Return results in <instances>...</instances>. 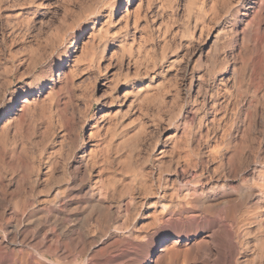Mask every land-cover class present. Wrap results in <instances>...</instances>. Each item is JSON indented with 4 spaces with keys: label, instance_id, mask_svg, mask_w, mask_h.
Segmentation results:
<instances>
[{
    "label": "rangeland",
    "instance_id": "rangeland-1",
    "mask_svg": "<svg viewBox=\"0 0 264 264\" xmlns=\"http://www.w3.org/2000/svg\"><path fill=\"white\" fill-rule=\"evenodd\" d=\"M113 1L0 0V124L3 125L7 120L4 114L12 107H18L26 97L44 101H40V106L43 109L48 106L43 113H47V115L37 120V123L34 122V128L31 126L29 133L27 132L29 136L25 135L29 156L32 157L36 154L42 144L38 142V139L41 138L44 139L42 141L47 142L44 143L48 145V149L61 146L60 151L62 150L61 153L63 152L62 155L65 158L74 157V162L69 166L68 179L70 180L68 182L65 179L66 182L63 181L62 185L69 184L67 186L71 192L69 195L72 196L76 208L70 214L64 213L62 210L61 216H63L60 218L62 223L67 224L76 232V237L74 236L73 239H87L88 248L95 244L89 248L92 254L108 247L111 242L116 240L121 242L116 245H120V247L109 246L110 248H108L112 256L118 253L119 248L122 247L119 252L122 255L120 262L125 261L126 258L128 260L125 263L134 264L135 262L136 264L139 251L132 249L133 245H129L132 243V239L124 235L127 232L135 231L134 236L146 232L151 237L155 235L152 237L156 239L155 242L163 244L164 249L168 248L162 253L164 258L168 257L166 260L163 258L164 264L168 262L173 264L174 261L175 264H264V216L260 219L261 221L254 217L260 212H257V205L260 206V209L263 208L261 211L264 215V16L261 19L256 18L258 5L254 4L260 0H116L118 5L115 11L110 13ZM193 3H195L193 12L189 13V6ZM198 10H200V15H197ZM18 13L21 14L18 15ZM137 13L140 14L141 19L137 24H134L133 21ZM97 30L100 31L102 37L104 36L100 40L96 35ZM121 44L125 47L123 48ZM38 92L40 95H37ZM146 92L148 94L144 95ZM47 99L54 100L49 102ZM41 103H44L43 106ZM48 103L52 104L49 106ZM66 116L67 118H65ZM47 119L49 121L44 124ZM63 119L65 121L62 123ZM117 120L120 121L117 122ZM46 124L53 128L48 125L46 127ZM55 124L59 128L55 127ZM117 124L120 128L117 127ZM42 125L43 127H41ZM108 125L111 126L108 127ZM99 126L101 128H98ZM137 128L141 136H139ZM94 129L97 130V135H95ZM56 130L57 132H54ZM92 130H94V134ZM134 130L139 137L138 140ZM36 131L40 132L39 135ZM48 131L51 132L47 135ZM125 131H128V134L124 133ZM129 134H132L133 137L131 138ZM61 135L64 136V139ZM89 135L91 138L88 137ZM30 136L31 138H29ZM44 136L46 140L49 136L48 140H53V143L51 141L48 143L49 141H46ZM68 136L70 137L68 138ZM124 137L128 139V142ZM70 138L71 141L68 140ZM98 140H102L101 142L105 140L109 147L111 144L110 150L108 148L110 159L104 164L98 160L96 168L93 166L87 169L89 167L84 163L83 152H89L96 142H100ZM118 141L122 143L119 144ZM114 143L118 145L115 144L117 146L115 148ZM123 143L125 144L123 145ZM77 144H79V149H76ZM119 145L122 146L119 147ZM133 146L135 149H132ZM136 146L138 147L136 148ZM74 147L75 149H73ZM122 147H126V152ZM128 148L132 151H129ZM136 149L139 152H136ZM120 150L122 152L119 155ZM134 150L136 151L134 152ZM124 152L127 155L131 152L130 162ZM131 155L139 157L135 158ZM118 160L121 163L116 162ZM122 161L129 165L125 167L126 163L124 164ZM155 163L159 164L157 167L162 164L167 168L161 165L160 171L154 166ZM59 166L54 173L56 177L63 176L62 167L64 165L61 163ZM182 167L183 169H180ZM99 169L100 171L102 169V174L98 171ZM130 169L138 172L133 175L132 171L129 172ZM185 169L187 172L183 173L182 170ZM156 172L159 173V177ZM142 173L143 175H141ZM130 177L132 178L130 179ZM100 178L104 181H101ZM113 178L115 179L113 180ZM137 178L141 179L135 180ZM17 180L18 176H14L12 179L5 180L7 184L4 181V185L7 187H5L4 201L0 206V210H2L0 211L2 215L0 216V228L3 229L0 230V236L2 235L0 237V264L4 262L6 264L72 263V256L68 253L73 247L72 242L62 239L59 228L49 227V224L46 225V223L39 224L36 228L38 223L35 221L23 222L20 213L17 212L16 207H13L14 204V206L20 205V200H24L30 208L37 209L40 206L38 200L42 198V195L38 194V191L42 190L41 182L38 185L35 184L34 174L30 172L21 184V190H18L20 194L22 193L19 195L16 190ZM129 181L130 185L132 184L131 189L128 186ZM161 181L167 183L166 196L162 200L156 197L158 190L160 191ZM171 181L172 183H170ZM97 184L102 186H97ZM172 184L173 186H171ZM32 186L34 190H31ZM88 186L94 189L88 188ZM100 187H102L100 189L102 193L99 192V194L97 191ZM143 188L145 190L140 191ZM11 189L15 190L17 194ZM93 191L94 194L98 193L101 197L97 194L99 199H96L97 195L92 194ZM144 191L147 192V196ZM148 191L153 193L151 192L150 195ZM184 192H187L186 196ZM26 193L29 196H26ZM154 193L156 196H153ZM18 195L23 197L19 198ZM73 195L77 196L74 198ZM184 196H188V198L185 199ZM86 197L90 198L86 199ZM103 197L105 198L103 199ZM135 200H138V204ZM8 201L15 203L12 205ZM86 201L88 203L100 201L102 207L103 205L108 206L105 209V212L109 210L107 215L104 214V211L102 213L97 209L98 211L95 210L91 218H86L88 221L83 218L84 223L81 218L85 215L82 208L89 205ZM159 203L174 204L173 206L167 204L165 210L159 206ZM30 204L34 206H30ZM81 204L83 206L85 204V206L82 207ZM174 205L177 207L174 208ZM160 209L161 211H159ZM14 212L16 213L13 214ZM96 213L98 215H94ZM152 213L157 215L152 216ZM104 215H109L108 219ZM185 215L188 217L186 218ZM95 216L101 223L104 224L106 220L108 223L105 222L102 226L103 224L95 221ZM9 217L17 219L16 221L12 218L9 220ZM110 217L111 219H109ZM129 217L131 221L128 220ZM74 218L82 224H79V221ZM89 220L92 222L90 223ZM125 220H127V226L124 224ZM74 221L76 222L74 223ZM93 221L96 224H92ZM129 222L130 225H128ZM144 222L146 224H143ZM120 223L122 227H120ZM133 223L135 224L133 225ZM259 224L260 226H258ZM15 225L17 228L13 227ZM18 225L20 226L18 227ZM28 225L33 229H30L31 232ZM32 226L35 227L32 228ZM99 226L100 229H98ZM141 226L143 230L147 231H143ZM109 227L111 228L109 229ZM87 228L91 230H87ZM134 228H138L140 231ZM26 231L29 233L26 234ZM208 232H215L216 235L214 234L212 240L206 238ZM21 234L26 235L23 238ZM81 234L83 235L81 236ZM57 235L59 238H56ZM113 235L115 237H112ZM19 237L21 240L23 239V243ZM16 238L17 240H15ZM176 238H179L180 242L173 246L171 242ZM95 239L96 241H94ZM14 240L19 242L14 243ZM49 240L53 243H50ZM63 242L67 243L65 246L68 250L66 248V251L61 250ZM192 242L200 249H197ZM212 244L213 246H211ZM46 245L55 248L51 249ZM67 245H70V248ZM103 245L105 246L102 248ZM153 245L151 253H155L157 250V247ZM169 245L172 246V250ZM191 247L197 250L194 251ZM55 249L57 251H54ZM207 250H211L210 253L209 251L206 253ZM166 251L171 253L169 252L168 255ZM38 252L48 255V261L44 259L43 261L42 258L39 259L38 256H35L38 255ZM197 252L200 255H197ZM31 256L34 258H30ZM131 257L132 259H130ZM209 258L212 259L209 260ZM57 260L58 262H56ZM85 260V255L79 256L77 263L85 264Z\"/></svg>",
    "mask_w": 264,
    "mask_h": 264
},
{
    "label": "bare ground",
    "instance_id": "bare-ground-1",
    "mask_svg": "<svg viewBox=\"0 0 264 264\" xmlns=\"http://www.w3.org/2000/svg\"><path fill=\"white\" fill-rule=\"evenodd\" d=\"M116 0H114L113 1V3H112V5H111V7H110V13H112V12H114L115 11V9H116V7H117V3L118 2H115ZM194 2V1H193ZM230 3V2H229ZM254 4H257L258 5V9H257V11H256V18H258V19H261V17L262 16H264V0H260V1H257V3H254ZM195 5V3H193L192 5H190L189 6V9H188V11H189V13L191 12H193L192 11V9H193V6ZM65 8V7H64ZM70 9V8H69ZM199 11L200 10H198L197 11V15H200V13H199ZM21 13H18V15H20ZM139 19H141V16H140V14L139 13H137L136 15H135V19H134V21H133V23L134 24H137L138 23V21H139ZM205 26V25H204ZM99 30H101V29H99ZM99 30H97V33H96V35H97V38H99V40L100 39H102L103 37L101 36V33H99L100 31ZM104 32V31H103ZM167 32V31H166ZM105 33V32H104ZM104 42V41H103ZM121 46L124 48L125 46L124 45H122L121 44ZM129 49V48H128ZM150 87H152V86H150ZM155 87V86H154ZM147 89V88H146ZM53 91V90H52ZM138 92V91H137ZM140 93V92H139ZM146 94H148V92H146L144 95H146ZM37 95H40V93L38 92V94ZM48 96V95H47ZM46 96V97H47ZM141 96V95H140ZM143 96V95H142ZM144 97H146V96H144ZM45 99V98H44ZM47 100H49V99H47ZM53 101L54 99H50L49 100V102L50 101ZM40 101H42V100H40ZM40 101H39V99L38 98H34V97H31V98H24L22 101H21V104L18 106V107H12V109L10 110V111H8L7 113H5L4 114V116H5V118H7V120L5 121V123H3V125H1L0 126V206L2 205V203H3V201H4V198H5V194H6V189H5V187H7L6 185H4V181L7 179L8 180V178H10V179H12V177H14V176H18V180H17V191L18 190H21V184L26 180V178L28 177V174L31 172V173H33L34 174V177H35V184H39V182H41V184H42V190H40V191H38V194L39 195H42V198L41 199H39L38 201H39V204H40V206H38L37 207V209H34V208H30L29 207V205H28V203L26 202V201H24V200H20L19 198L20 197H23V196H19V195H21L19 192L20 191H18V193H19V195H18V199L20 200V205H18L17 204V206H14L13 205V203H15L16 201L15 200H17V199H15L12 203H10L9 201V203L10 204H12L13 205V207H16V210H18L17 212H19L20 213V215H21V217L23 218V222H27V221H35V223H38V224H36V228L39 226V224L41 225L42 223H46V225L47 224H49L48 226L49 227H51V226H53V227H57V228H59L58 230H60V233H61V235H62V239L64 240V241H69L70 243L72 242V245H73V247H72V249H70L71 251L70 252H68V253H70L71 254V256H72V263H70V264H80V263H77V258L79 257V256H84L85 255V258H86V263L85 264H128V263H125V261L126 260H128V259H126L125 257V261H123V262H120L121 261V258H122V255H120L119 254V252L121 251V248H119L120 249V251L118 252V253H116V254H114L113 256H112V254H111V252L109 251V249L108 248H110L109 246H112V247H115L117 244H119V243H121V242H119V241H116V240H114V239H112V240H114L113 242H111L110 243V245L108 246V247H105L104 249H99L100 251H95V252H93V254L91 253L92 251L89 249V248H91L92 246H94L95 244H92L91 245V247H89L88 248V246L86 245V240L83 238L81 241L79 240V238H78V240L76 239V238H74L73 239V237L75 236L76 237V232H74V230L72 229V228H70L69 226H67V224H65V223H62V219L60 218V217H62L61 216V212H62V210H64V213H68V214H70V213H72L71 211H73L75 208H76V205H75V203H74V201H73V198H72V196L71 195H69V193H71L70 192V189H68V185L69 184H66V185H62L63 184V181H65L66 182V180L65 179H67L68 180V182H69V180L70 179H68V175H69V166H71V164L74 162V157L73 156H71V157H67V158H65L64 157V155H62V153H61V151H60V148H61V146H60V148H50V149H48V145L47 144H45V143H47V142H45V141H42V140H44V139H38L39 141L38 142H41L42 144L40 145V147H39V149H37V152H36V154L34 155V156H32V157H30L29 156V153L30 152H28V146H27V144H26V142H25V135L27 134L28 135V133H29V130H30V127L32 126H34V122L35 123H37L38 121L37 120H39L40 118H44V115H47V113L46 114H43L44 112H45V108H47V107H45L44 109L43 108H41V106H40ZM42 102H44V101H42ZM55 102H57V101H55ZM42 104H44V103H41V105ZM50 103H48V105H49ZM52 104V103H51ZM50 104V105H51ZM58 104V103H57ZM49 105V106H50ZM43 106V105H42ZM57 106V105H56ZM58 108V107H57ZM56 108V109H57ZM51 109V108H50ZM53 109V108H52ZM51 109V110H52ZM44 110V111H43ZM47 110V109H46ZM49 110V109H48ZM58 110V109H57ZM59 111V110H58ZM63 111V110H62ZM48 112V111H47ZM53 112V111H52ZM61 112V111H60ZM60 112H58V114L60 113ZM51 114V113H50ZM53 114H55V113H53ZM57 114V113H56ZM61 114V113H60ZM117 114V113H116ZM125 114V113H124ZM124 114H122V116H124ZM113 115V114H112ZM118 115V114H117ZM56 116V115H55ZM59 116V115H58ZM63 116V115H62ZM65 116V115H64ZM61 117V116H60ZM59 117V119H61ZM110 117V116H109ZM119 117V116H118ZM126 117V116H125ZM55 119H57L56 117H54ZM65 118H67V116L65 117ZM112 118V117H111ZM111 118H110V120H111ZM120 119H121V117H119ZM123 118V117H122ZM48 119H49V117H48ZM47 119V121H44V124L46 123V122H48L49 120ZM51 119H52V117H51ZM109 119V118H108ZM124 119V118H123ZM106 120V119H105ZM122 120V119H121ZM1 121V120H0ZM37 121V122H36ZM41 121V120H40ZM55 121V120H54ZM60 121V120H59ZM65 120L63 119V121H62V123L64 122ZM120 121V120H119ZM118 120H117V122H119ZM51 122H53V121H51ZM56 122V121H55ZM108 122V121H107ZM106 122V123H107ZM110 122V121H109ZM61 123V124H62ZM113 123V122H112ZM116 123V122H115ZM114 123V124H115ZM131 123H133V122H131ZM39 124V123H38ZM41 124H42V121H41ZM50 124H54V123H50ZM57 124V123H56ZM55 124V125H56ZM60 124V123H59ZM66 124H67V122H66ZM109 124V123H108ZM111 124V123H110ZM113 124V125H114ZM127 124V123H126ZM129 124V123H128ZM47 125L49 126V127H52L53 128V126H50L49 124H46L45 126L47 127ZM54 125V126H55ZM63 125V124H62ZM116 125V124H115ZM120 125V124H119ZM141 125V124H140ZM38 126V125H37ZM37 126H35V127H37ZM44 126V127H45ZM58 125H56L55 127H57ZM109 126H111V125H108V127ZM123 126H125L124 124H123ZM135 126V125H134ZM41 127H43V125L41 126ZM45 127V128H46ZM48 127V129H50ZM104 127V126H103ZM117 127H118V124H117ZM131 127V126H130ZM136 127V126H135ZM34 128V127H33ZM33 128H31V129H33ZM57 128H59V126L57 127ZM60 128H61V126H60ZM63 128H64V125H63ZM97 128V127H96ZM98 128H101L100 126L98 127ZM97 128V129H98ZM107 128V127H106ZM113 128V127H112ZM115 128V127H114ZM118 128H120V127H118ZM122 128H124V127H122ZM131 129H132V127H131ZM139 129H140V126H139ZM139 129L137 128V130H138V133H139ZM54 130H55V128H54ZM67 130V129H66ZM65 130V131H66ZM95 130V135H97L98 133H97V130L96 129H94ZM94 130H92L93 131V134H94ZM100 130V129H99ZM102 130V129H101ZM104 130H106L107 131V129H105L104 128ZM124 130H125V128H124ZM129 130V129H128ZM53 131V130H52ZM64 131V130H63ZM68 131V130H67ZM66 131V132H67ZM114 131V130H113ZM130 131V130H129ZM135 131V133L134 134H136V130H134ZM141 131V130H140ZM28 132V133H27ZM46 132H47V129H46ZM45 132V133H46ZM49 132V131H48ZM51 132V131H50ZM50 132L49 133H46L47 135L48 134H50ZM54 132H57V130L56 131H54ZM69 132V131H68ZM112 132V131H111ZM115 132V131H114ZM128 132V131H127ZM126 131L124 132V133H127ZM142 132V131H141ZM145 132V131H144ZM36 133H37V131H36ZM40 133V132H39ZM39 133H37L38 135H39ZM42 133V132H41ZM116 133H118V132H116ZM44 134V133H43ZM53 134V133H52ZM57 134V133H56ZM60 134H63V133H60ZM67 134V133H66ZM92 134V133H91ZM90 134V135H91ZM102 134V133H101ZM104 134H105V132H104ZM110 134H112V133H110ZM115 134V133H114ZM120 134H121V132H120ZM128 134V133H127ZM140 134V133H139ZM37 135V136H38ZM40 135H42V134H40ZM45 135V134H44ZM47 135H46V137H47ZM88 136L89 138H91V136L92 137H94L95 138V136H93V135H91V136ZM131 135V138L133 137V135L132 134H129V136ZM29 136V135H28ZM28 136L26 137V140H27V138H28ZM53 136V135H52ZM56 136V135H55ZM60 136V135H59ZM62 136V135H61ZM115 136H117V135H115ZM115 136H112L113 138L115 137ZM119 136V135H118ZM121 136V135H120ZM126 136V135H125ZM136 136H137V134H136ZM136 136H134V137H136ZM139 136H141V134L139 135ZM32 137H35V136H32ZM41 137V136H40ZM45 137V136H44ZM46 137H45V140H46ZM63 137V139H64V136H62ZM70 136H68V138H69ZM98 137H100L101 138V136H98ZM104 137V136H103ZM106 137H107V135H106ZM127 137V136H126ZM17 138V139H16ZM19 138V139H18ZM29 138H31V136L29 137ZM42 138H43V136H42ZM50 137L48 136V139H49ZM54 138V137H53ZM112 138V139H113ZM116 138V137H115ZM119 138V137H118ZM122 138V137H121ZM125 138V137H124ZM123 138V139H124ZM127 138H129V137H127ZM127 138H125V139H127ZM16 139V140H15ZM24 139V140H23ZM36 139V138H35ZM35 139H34V141H35ZM47 139V140H48ZM93 139V138H92ZM99 139V138H98ZM107 139V138H106ZM111 139V140H112ZM124 139V140H125ZM130 139V138H129ZM133 139H135V138H133ZM139 139V137L137 136V140ZM29 140V139H28ZM33 140V139H32ZM46 140V141H47ZM55 140V139H54ZM61 140H62V138H61ZM66 140V139H65ZM64 140V141H65ZM68 140H70L71 141V138L70 139H68ZM72 140H75V139H72ZM82 140V139H81ZM84 140V139H83ZM115 140V139H114ZM113 140V141H114ZM119 140V139H118ZM49 141V140H48ZM51 142L53 141V140H50ZM50 141L48 142V143H50ZM58 141V140H57ZM60 141V140H59ZM63 141V140H62ZM86 141V140H85ZM98 141H100V142H96V144L95 145H93V147L89 150V152L88 151H86L87 153H85V152H83V155H82V157L84 158V163H85V165L87 166V167H89V168H87V169H90V168H92L93 166H95L96 164H98L99 162H98V160L99 161H101L103 164H104V162H107L110 158H109V154L110 153H108V151L110 150V147H111V144H110V142H109V144H110V147H109V145L108 144H106L107 142H105V140H103V142H101L102 140H98ZM130 141H131V139H130ZM133 141V140H132ZM135 141V140H134ZM19 142V143H18ZM33 142V141H32ZM45 142V143H44ZM61 142V141H60ZM66 142V141H65ZM83 142V144H84V141H82ZM81 142V143H82ZM94 142V141H93ZM117 142V141H116ZM120 141H118V143H119ZM123 142H125L126 143V141H123ZM127 142H128V139H127ZM136 142V141H135ZM135 142H134V146H135ZM37 143V142H36ZM53 143V142H52ZM75 143V142H74ZM79 143V142H78ZM90 143V142H89ZM122 143V142H121ZM121 143H119V144H121ZM125 143H123V145L125 144ZM131 143V142H130ZM137 143H139L138 141H137ZM30 144V143H29ZM28 144V145H29ZM71 144V143H70ZM91 144V143H90ZM116 143H114V145H115ZM132 144V143H131ZM31 145V144H30ZM38 145V144H37ZM50 145V144H49ZM62 145V144H61ZM71 145H74V144H71ZM71 145H70V147H71ZM76 145V144H75ZM74 145V146H75ZM78 145L79 144H77V147H76V149L78 148ZM117 145V144H116ZM114 146V148L115 147H117V146ZM138 145V144H137ZM33 146H35L34 144H33ZM113 146V145H112ZM122 145H119V147H121ZM126 146H127V144H126ZM128 146H129V144H128ZM132 146V145H131ZM134 146L132 147V149L134 148ZM139 146V145H138ZM138 146H136V148L138 147ZM36 147V146H35ZM58 147H59V145H58ZM80 147H81V145H80ZM130 147V146H129ZM38 148V147H37ZM64 148V147H63ZM72 148V147H71ZM108 148H109V150H108ZM113 148V147H112ZM111 148V149H112ZM113 148V150L115 151V149ZM122 148H124V147H122ZM126 148V147H125ZM124 148V150H125V152H126V149ZM131 148V147H130ZM130 148H128L129 149V151L131 150ZM36 149V148H35ZM73 149H75V147L73 148ZM79 149V148H78ZM117 149V148H116ZM135 149V148H134ZM140 149V148H139ZM34 150V149H33ZM32 150V151H33ZM137 150V149H136ZM136 150H134V152L136 151ZM29 151H30V148H29ZM73 151V150H72ZM114 151H112V152H114ZM119 151V150H118ZM118 151H116V152H118ZM122 151H123V149H122ZM121 150H120V153H118L119 155L121 154V152H122ZM128 151V152H129ZM132 151V150H131ZM65 152V151H64ZM110 152V151H109ZM115 152V153H116ZM124 152V154H126L127 155V153H125ZM136 152H139L138 150L136 151ZM153 152V151H152ZM161 152V151H160ZM166 152V151H165ZM164 152V153H165ZM32 153H34V152H32ZM68 153V152H67ZM72 153V152H71ZM114 153V154H115ZM133 153V152H132ZM162 153V152H161ZM160 153V154H161ZM75 154V153H74ZM113 154V153H112ZM130 154H131V152H130ZM129 154V155H130ZM150 154V153H149ZM168 154V153H167ZM32 155V154H31ZM65 155H67V154H65ZM129 155H127L128 156V159H129ZM139 155V154H138ZM113 156H115V155H113ZM122 156V155H121ZM127 156H125V157H127ZM132 156V155H131ZM148 156V155H147ZM160 156V155H159ZM163 156H164V154H163ZM162 156V157H163ZM168 156H169V154H168ZM77 157V156H76ZM79 157V156H78ZM118 157V156H117ZM132 157H135V156H132ZM139 157V156H138ZM138 157H135V158H138ZM148 157H150V156H148ZM82 158V159H83ZM120 158H123V157H120ZM151 158V157H150ZM159 158V157H158ZM114 159V158H113ZM130 159H131V157H130ZM130 159L128 160V162H130ZM134 159V158H133ZM172 159V158H171ZM116 160V159H115ZM158 160V159H157ZM190 160V159H189ZM197 160V159H196ZM76 161V160H75ZM82 161V160H81ZM126 161H127V159H126ZM186 161H187V159H186ZM110 163L112 162V160L111 161H109ZM113 162H114V160H113ZM116 162H118V163H121V162H119V160L118 161H116ZM124 164L126 163V162H124V161H122ZM159 162H160V160H159ZM158 162V163H159ZM190 162V161H189ZM61 163H63V167H62V172H63V176H58V177H56V175H54V173H55V171H56V169H57V167H60L59 165L61 164ZM117 163V164H118ZM146 163V162H145ZM161 163H163V162H161ZM191 163V162H190ZM114 164V163H113ZM116 164V165H117ZM147 164V163H146ZM156 165H154V166H156L157 167V165H159V164H157V163H155ZM165 164V163H164ZM84 165V164H83ZM84 165V166H85ZM99 165H101V164H99ZM106 165V164H105ZM105 165H101V166H105ZM107 165H108V163H107ZM112 165V164H111ZM119 165V164H118ZM117 165V166H118ZM122 166H123V164H121ZM120 165V166H121ZM127 165H129V164H127L126 163V166L125 167H127ZM143 165H145L144 163H143ZM162 165V164H161ZM160 165V166H161ZM186 165H187V163H186ZM192 165V164H191ZM62 166V165H61ZM85 166V167H86ZM109 166V165H108ZM159 166V167H160ZM163 166V165H162ZM166 166V165H165ZM165 166H163V167H165ZM73 167V166H72ZM85 167H84V170H85ZM100 167V166H99ZM98 167V168H99ZM107 167V166H106ZM129 167V166H128ZM145 167V166H144ZM159 167H157V168H159ZM162 167V168H163ZM169 167V166H168ZM183 167H185V166H183ZM183 167L182 168H180V169H183ZM186 167H188V166H186ZM185 167V168H186ZM190 167V166H189ZM77 168V167H76ZM95 168H96V166H95ZM97 168V169H98ZM112 168H113V166H112ZM131 168V167H130ZM156 168V169H157ZM161 168V167H160ZM158 169V170H160L161 171V169ZM165 168H167V166L165 167ZM164 168V169H165ZM74 169V168H73ZM83 169V168H82ZM81 169V170H82ZM104 169H105V167H104ZM108 169H110V168H108ZM107 169V170H108ZM155 169V168H154ZM93 170V169H92ZM106 170V169H105ZM122 170V169H121ZM157 170V171H158ZM187 169H185L184 171L182 170V172L184 173L185 171H186ZM30 171V172H29ZM83 171V170H82ZM89 171V170H88ZM88 171H86V172H88ZM98 171H100V169L98 170ZM97 171V172H98ZM101 171H102V169H101ZM100 171V173L102 174V172ZM113 171V170H112ZM122 171H124V170H122ZM132 171V173L131 174H133V175H135L134 173L136 172H138V171H136L135 170V172H134V169L132 170V169H130V171L129 172H131ZM140 171V170H139ZM142 171V170H141ZM145 171H147V170H145ZM152 171H155V170H152ZM165 171H166V169H165ZM86 172H84L85 173V175H87V173ZM127 172V171H126ZM159 172V171H158ZM163 172H164V170H163ZM187 172V171H186ZM185 172V173H186ZM57 173V172H56ZM90 173V172H89ZM88 173V174H89ZM99 173V172H98ZM106 173V172H105ZM157 173V172H156ZM160 173V172H159ZM159 173H157L158 174V177H159ZM58 174V173H57ZM62 174V173H61ZM76 174H77V172H76ZM75 174V175H76ZM115 174V173H114ZM130 174V173H129ZM138 174H140V173H138ZM144 174H145V172H144ZM84 175V176H85ZM141 175H143V173L141 174ZM141 175H139V176H141ZM145 175H147V173L145 174ZM160 175H162V174H160ZM77 176V175H76ZM88 176V175H87ZM95 176V175H94ZM101 176V175H100ZM131 176V175H130ZM138 176V177H139ZM149 176V175H148ZM150 176H152V175H150ZM164 176V175H163ZM86 177V176H85ZM84 177V178H85ZM90 177V176H89ZM133 177V176H132ZM132 177H130V179L132 178ZM135 177H137V176H135ZM142 177V176H141ZM145 177V176H144ZM157 177V176H156ZM155 177V178H156ZM80 178V177H79ZM84 178H82V179H84ZM87 178V177H86ZM103 178V177H102ZM146 178H148V177H146ZM76 179H78V178H76ZM90 179V178H89ZM115 178H113V180H114ZM139 179H141V178H139ZM138 178L137 179H135V180H139ZM159 179V178H158ZM85 180V179H84ZM92 180V179H91ZM98 180V179H97ZM100 180L102 181L103 179H101L100 178ZM133 180H134V178H133ZM142 180H143V178H142ZM149 180V179H148ZM156 180V179H155ZM160 180H162V179H160ZM164 180V179H163ZM16 181V180H15ZM88 181V180H87ZM104 181V180H103ZM132 181V180H131ZM141 181V180H140ZM143 181H145V180H143ZM147 181V180H146ZM167 181V180H166ZM6 182V181H5ZM65 182H64V184H65ZM72 182V181H71ZM92 182H93V180H92ZM95 182V181H94ZM111 182H113V181H111ZM137 182V181H136ZM149 182V181H148ZM162 182V181H161ZM164 182V181H163ZM162 182V184L160 185V184H157V185H160V191L158 190V192L157 191H155V192H157V196H156V194L155 195H153V196H156L158 199H160V200H162L163 198H165V196H166V189H167V183L166 182H164L163 183ZM15 183V182H14ZM81 183H82V181H81ZM80 183V184H81ZM96 183V182H95ZM98 183V182H97ZM99 183H100V181H99ZM104 183V182H103ZM134 183V182H133ZM141 183V182H140ZM139 183V184H140ZM143 183V182H142ZM141 183V184H142ZM150 183V182H149ZM155 183H157V182H155ZM170 183H172V181L170 182ZM6 184H7V182H6ZM13 184V183H12ZM35 184H34V186H35ZM74 184H75V182H74ZM91 184V183H90ZM112 184V183H111ZM135 184H137V183H135ZM185 184V183H184ZM31 185V184H30ZM73 185V184H72ZM89 185V184H88ZM99 185H101V184H99ZM98 184H97V186H99ZM105 184H103V187H105L104 186ZM132 185V184H131ZM130 185V181H129V189H131V186ZM134 185V184H133ZM146 185V184H145ZM168 185H170V184H168ZM40 186V185H39ZM75 186H78V185H75ZM83 186V185H82ZM81 186V187H82ZM93 186H94V184H93ZM102 186V185H101ZM128 186H127V188H128ZM139 186V185H138ZM142 187L144 186V185H141ZM147 186H148V184H147ZM151 186V185H150ZM171 186H173V184L171 185ZM170 186V187H171ZM38 187V186H37ZM90 186H88V188H89ZM145 187V186H144ZM14 188H15V186H14ZM29 188V187H28ZM91 188V187H90ZM93 188V187H92ZM91 188V189H92ZM94 188H95V186H94ZM93 188V189H94ZM139 188H140V186H139ZM148 188H149V186H148ZM154 188V187H153ZM171 188H174V187H171ZM30 189V188H29ZM28 189V190H29ZM34 190V188H33V186H32V188H31V190ZM38 189V188H37ZM72 189V188H71ZM76 189V188H75ZM91 189H89V190H91ZM98 189V188H97ZM100 189H102V187H100L98 190L99 191H97L96 189V191L99 193H102L101 191H100ZM128 189V190H129ZM9 190V189H8ZM24 190V189H23ZM88 190V191H89ZM139 190V189H138ZM141 190H145L144 188L143 189H140V191ZM146 190H147V188H146ZM148 190H150V189H148ZM155 190V189H154ZM173 190V189H172ZM172 190H170L171 191V193H173L172 192ZM11 191H15V190H12L11 189ZM10 191V192H11ZM92 191V190H91ZM103 191V190H102ZM130 191V190H129ZM139 191V192H140ZM188 191V190H187ZM9 192V191H8ZM7 192V193H8ZM25 192V191H24ZM27 192V191H26ZM31 192V191H30ZM104 192V191H103ZM149 192V191H148ZM152 191H150L149 192V194L151 193ZM169 192V191H168ZM14 193H16L17 194V192L15 191ZM29 193V192H28ZM91 193V192H90ZM97 193V194H98ZM99 193V194H100ZM144 193H146L145 194V196H147L148 194H147V192L146 191H144ZM153 193V192H152ZM151 193V194H152ZM184 193H186L185 194V196L187 195V192H184ZM189 193V192H188ZM259 193H260V191H259ZM10 194V193H9ZM27 194V193H26ZM25 194V195H26ZM30 194V193H29ZM35 194H37L36 192H35ZM92 194H94V191H93V193ZM97 194H94L95 196L97 195ZM98 194V195H99ZM106 194V193H105ZM141 194H143L142 192H141ZM150 194V195H151ZM169 194H170V192H169ZM175 194V193H174ZM183 194V193H182ZM12 195H14L13 194V192H12ZM11 195V196H12ZM30 195H32V194H30ZM96 196V199L100 196ZM102 195V194H101ZM104 195V194H103ZM171 195H173V194H171ZM170 195V196H171ZM176 195V194H175ZM179 195V194H178ZM260 195V194H259ZM258 195V196H259ZM17 196V195H16ZM26 196H29L28 194L26 195ZM34 196V195H33ZM75 195H73V197H74ZM77 196V195H76ZM75 196V197H76ZM88 196H89V194H88ZM93 196V195H92ZM140 196V195H139ZM144 196V195H143ZM168 197H169V195H167ZM182 196V195H181ZM180 196V197H181ZM184 196V197H185ZM191 196V195H190ZM7 197V196H6ZM10 197V196H9ZM8 197V198H9ZM74 197V198H75ZM91 197V196H90ZM90 197H86V199L87 198H90ZM101 197V196H100ZM151 197V196H150ZM173 197V196H172ZM179 197V196H178ZM178 197H177V199H178ZM261 197V196H260ZM263 197V196H262ZM14 198H16L15 196H14ZM29 198H31V197H29ZM105 197H103V199H104ZM170 198V197H169ZM182 198V197H181ZM186 198H188V196L187 197H185V199ZM191 198V197H190ZM258 198V197H257ZM7 199V198H6ZM10 199V198H9ZM12 199V198H11ZM24 199V198H23ZM34 199H36V198H34ZM85 199V198H84ZM99 199V198H98ZM128 199H130V198H128ZM132 199V198H131ZM143 199H144V197H143ZM148 199V198H147ZM157 199V200H158ZM168 199V198H167ZM166 199V200H167ZM180 199V198H179ZM264 199V198H263ZM26 200V199H25ZM101 200V199H100ZM165 200V199H164ZM169 200V199H168ZM170 200H171V198H170ZM183 200V199H182ZM260 200V199H259ZM262 200V199H261ZM6 201V200H5ZM21 201H23V202H21ZM34 201V200H33ZM32 201V202H33ZM76 201V200H75ZM106 201V200H105ZM129 201V200H128ZM131 201V200H130ZM136 201V200H135ZM138 201V200H137ZM136 201V202H137ZM159 201V200H158ZM178 201V200H177ZM180 201V200H179ZM187 201V200H186ZM7 202V201H6ZM31 201L29 200V203H30ZM87 203H88V201H86ZM132 202V201H131ZM130 202V204H132ZM141 202V201H140ZM149 202V201H148ZM170 202V201H169ZM188 202H190V201H188ZM260 202V201H259ZM263 202H264V200H263ZM38 203V202H37ZM147 203V202H146ZM150 203V202H149ZM153 203V202H152ZM155 203V202H154ZM161 203V202H160ZM159 203V206L161 207V208H163V209H167V204L169 205L170 203H166V205L165 204H160ZM7 204V203H6ZM89 205L88 206H86L84 209L82 208V212H84L85 213V217L83 216L81 219H82V221H84L83 220V218L85 219V221L88 219V218H91V215H92V213H94L95 212V210H99V212H102V211H104V214L106 213V215H107V212L109 211H107V212H105V209H107V207H105L104 205H103V207L100 205L101 203H100V201L98 202V201H95V202H92V203H88ZM129 204V205H130ZM136 204H138V202L136 203ZM145 204V203H144ZM174 204V203H173ZM173 204H170V206L172 205L173 206ZM5 205V204H4ZM3 205V206H4ZM33 205V204H32ZM31 204H30V206H32ZM87 205V204H86ZM107 205V204H106ZM133 205H135L134 203H133ZM141 205V204H140ZM149 205H151V204H149ZM155 205V204H154ZM154 205H153V209L155 208L154 207ZM186 205H187V203H186ZM34 206V205H33ZM32 206V207H33ZM73 206H75V207H73ZM81 206L82 207H84L85 206V204H84V206L81 204ZM135 206H137V205H135ZM143 206V205H142ZM146 206V205H145ZM175 206V205H174ZM264 206V205H263ZM5 207V206H4ZM13 207H12V209H13ZM177 206H175L174 208H176ZM259 207V208H258ZM262 207V206H261ZM46 208H48V209H46ZM78 208H80L81 209V207H78ZM132 208V207H131ZM134 208V207H133ZM170 208V207H169ZM172 208V207H171ZM179 208V207H178ZM1 209H2V207H1ZM7 209V208H6ZM184 209V208H183ZM257 212H259L258 213V215H256V216H254L255 217V219H262L263 218V213H262V211H261V209L263 210V208H261L260 209V206H258L257 205ZM11 210V209H10ZM97 210V211H98ZM155 210V209H154ZM153 210V211H154ZM255 210V209H254ZM0 211H2V210H0ZM12 211V210H11ZM81 211V210H80ZM152 211V210H151ZM159 211H161V209L159 210ZM184 211V210H183ZM251 211H252V209H251ZM4 212V211H3ZM9 212V211H8ZM158 212V211H157ZM166 212V211H165ZM182 212V211H181ZM248 212V211H247ZM16 212H14L13 214H15ZM103 213V212H102ZM101 213V214H102ZM151 213V212H150ZM149 213V214H150ZM155 213V212H154ZM162 213V212H161ZM160 213V214H161ZM250 213V212H249ZM13 214H11V215H13ZM67 214V215H68ZM109 214H111L112 215V213H109ZM137 214V213H136ZM144 214V213H143ZM142 214V215H143ZM147 214V213H146ZM153 214V213H152ZM173 214V213H172ZM176 214V213H175ZM179 214V213H178ZM183 214V213H182ZM246 214H248V213H246ZM253 214V213H252ZM5 215V214H4ZM9 216H10V213L8 214ZM17 215V214H16ZM19 215V214H18ZM66 215V216H67ZM73 215V214H72ZM78 215V214H77ZM94 215H98L97 213L96 214H94ZM106 215H104V216H106ZM110 215V216H111ZM154 215H157V214H153L152 216H154ZM165 215V214H164ZM163 215V216H164ZM174 215V214H173ZM172 215V216H173ZM187 215V214H186ZM185 215V216H186ZM189 215V214H188ZM255 215V214H254ZM0 216H2L1 214H0ZM65 216V217H66ZM71 216V215H70ZM74 216V215H73ZM82 216V215H81ZM80 216V217H81ZM101 216V215H100ZM109 216V215H108ZM108 216H106L105 218L106 219H108ZM129 216V215H128ZM133 216V215H132ZM132 216H130V217H132ZM138 216V215H137ZM151 216V215H150ZM161 216V215H160ZM169 216H170V214H169ZM175 216V215H174ZM179 216V215H178ZM4 217V216H3ZM6 217V216H5ZM15 217V216H14ZM75 217V216H74ZM130 217H129V221H131L130 220ZM142 217V216H141ZM159 217V216H158ZM165 217V216H164ZM188 216H186V218H187ZM248 217H250V216H248ZM12 217H9V220L11 219ZM67 218V217H66ZM68 218H69V216H68ZM76 218V217H75ZM74 218V219H75ZM87 218V219H86ZM99 218H102V217H99ZM105 218L103 217V220H105ZM113 218V217H112ZM125 218V217H124ZM123 218V219H124ZM133 218H134V216H133ZM152 218V217H151ZM153 218H155V217H153ZM152 218V219H153ZM178 219H179V217H177ZM252 218V217H251ZM251 218H248V219H251ZM7 219H8V217H7ZM13 219H15V221H16V219L17 218H12V220ZM21 219V218H20ZM72 219V218H71ZM78 219V218H77ZM80 219V218H79ZM95 219H96V216H95ZM95 219H93V220H95ZM98 219V218H97ZM95 220V221H97V222H100V221H98V220ZM109 219H111V217L109 218ZM127 219V218H126ZM151 219V222L153 221ZM163 219V218H162ZM172 219V218H171ZM175 219V218H174ZM182 219V218H181ZM185 219V218H184ZM22 220V219H21ZM76 220V219H75ZM92 220V219H91ZM102 220V221H103ZM155 220V219H154ZM167 220H169V219H167ZM173 220V219H172ZM177 220V219H176ZM183 220V219H182ZM253 220V219H252ZM252 220H250V221H252ZM8 221V220H7ZM18 221V220H17ZM66 221V220H65ZM70 222H71V220H69ZM68 221V222H69ZM76 221H79V220H76ZM76 221H74V223L76 222ZM81 221V222H82ZM85 221H84V223H85ZM88 221V220H87ZM90 221V220H89ZM112 221V220H111ZM110 221V222H111ZM156 221V220H155ZM160 221V220H159ZM170 221V220H169ZM168 221V222H169ZM186 221V220H185ZM255 221V220H254ZM261 221V220H260ZM4 222V221H3ZM64 222V221H63ZM69 222V223H70ZM92 221H90V223H91ZM94 222V221H93ZM106 223H108V221L106 220L105 221ZM105 222H104V224H105ZM122 222V221H121ZM126 222H127V220H125V223L124 222H122V223H124V224H126ZM148 222V221H147ZM158 222V221H157ZM173 222V221H172ZM178 222V221H177ZM182 222V221H181ZM247 223H248V221H246ZM258 222V221H257ZM1 223H2V221H1ZM10 223V222H9ZM17 223V222H16ZM21 223V222H20ZM20 223H17V224H20ZM72 223V222H71ZM73 223V224H74ZM88 223V222H87ZM86 223V224H87ZM101 223V222H100ZM138 223V222H137ZM161 223V222H160ZM166 223V222H165ZM174 223H176V222H174ZM183 223V222H182ZM246 223V224H247ZM254 223V222H253ZM10 224H12V223H10ZM14 224H15V222H14ZM13 224V225H14ZM22 224V223H21ZM79 224H82V223H80V221H79ZM78 224V225H79ZM85 224V225H86ZM89 224V223H88ZM92 224H96L95 222L94 223H92ZM103 223H101V225H102ZM104 224L102 225V226H104ZM112 225H114L113 223H111ZM135 223H133V225H134ZM143 224H146L145 222L143 223ZM149 224V223H148ZM32 225H33V223H32ZM35 225V224H34ZM45 225V224H44ZM97 225H99L98 223H97ZM108 225V224H107ZM109 225H110V223H109ZM119 225V224H118ZM120 225H121V223H120ZM128 225H130V222L128 223ZM257 225V224H256ZM264 225V224H263ZM1 226V225H0ZM20 225H18V227H19ZM29 226V225H28ZM89 226V225H88ZM92 226V225H91ZM101 226V227H102ZM115 226V225H114ZM114 226H113V228H114ZM126 226H127V224H126ZM144 226H146V225H144ZM148 226V225H147ZM156 226V225H155ZM176 226V225H175ZM177 226H179L178 224H177ZM183 226V225H182ZM258 226H260V224L258 225ZM13 227H16V225L15 226H13ZM21 227H23V226H21ZM20 227V228H21ZM26 227V226H25ZM30 227V226H29ZM35 227V226H34ZM33 226H32V228H34ZM49 227H46V228H49ZM73 227V226H72ZM77 227H79V226H77ZM84 227V226H83ZM95 227V226H94ZM93 227V228H94ZM106 227H108V226H106ZM120 227H122V225L120 226ZM131 227H133V226H131ZM150 227V226H149ZM148 227V228H149ZM261 227H263V226H261ZM4 228V227H3ZM6 228V227H5ZM17 228V227H16ZM57 228H55L56 229V231H57ZM73 228H75V227H73ZM85 229H86V227H84ZM103 228V227H102ZM111 227H109V229H110ZM126 228V227H125ZM144 228V227H143ZM145 228H147V227H145ZM151 228H152V226H151ZM153 228H154V226H153ZM185 228V227H184ZM259 228V227H258ZM264 228V227H263ZM262 228V229H263ZM2 228H0V230H1ZM7 229V228H6ZM31 229V227L29 228V230ZM39 229V228H38ZM50 229V228H49ZM53 228H51V230H52ZM77 229V228H76ZM90 229V228H89ZM88 228H87V230H89ZM94 229H96V228H94ZM98 229H100V226H99V228ZM97 229V230H98ZM107 229V228H106ZM123 229H124V227H123ZM134 229H136V228H134ZM138 229V228H137ZM136 229V230H137ZM141 229H142V226H141ZM150 229V228H149ZM183 229V228H182ZM216 229V228H215ZM3 230V229H2ZM11 230V229H10ZM14 230V229H13ZM31 230H33V229H31ZM31 230H30V232H31ZM42 230V229H41ZM50 230V231H51ZM78 230V229H77ZM81 230H83L82 229V227H81ZM86 230V231H87ZM91 230V229H90ZM93 230V229H92ZM103 230H105V229H103ZM125 230V229H124ZM139 230V229H138ZM143 230V229H142ZM144 230H146V229H144ZM143 230V231H144ZM258 230H260V229H258ZM264 230V229H263ZM15 231V230H14ZM25 231V230H24ZM24 231H23V233H24ZM53 231V230H52ZM51 231V232H52ZM106 232H107V230H105ZM114 231V230H113ZM120 231V230H119ZM121 231H122V229H121ZM127 231H128V229H127ZM131 231V230H130ZM140 231V230H139ZM142 231V232H143ZM147 231V230H146ZM162 231V230H161ZM172 231V230H171ZM210 231V230H209ZM261 231V230H260ZM259 231V232H260ZM19 232V231H18ZM21 232V231H20ZM19 232V233H20ZM84 232V231H83ZM94 232V231H93ZM92 232V234H94ZM99 232V231H98ZM118 232V231H117ZM124 232V231H123ZM135 232V231H134ZM133 232V233H134ZM5 233V232H4ZM16 233V232H15ZM27 233H29V231L27 232L26 231V234ZM43 233H45L44 231H43ZM48 233V232H47ZM50 233V232H49ZM102 233V232H101ZM120 233V232H119ZM133 233H130V232H127V233H125L124 235H126L128 238H130V239H132V243L131 244H129V245H133L131 248L132 249H134L135 251H139V258H138V260H137V262H136V264H164L163 262H162V260H163V258H164V254H162L165 250H167V249H164L163 248V244H160V242L159 243H156L155 241H156V239L155 238H152L153 236H155V235H153L152 237L146 232L145 234H142V235H136V236H134L135 234H133ZM140 233V232H139ZM209 233V234H208ZM207 234V237L206 238H208V239H211L212 240V238H214V236L216 235L215 234V232H208ZM2 234V233H1ZM6 234V233H5ZM14 234V233H13ZM25 234V235H26ZM32 234H33V232H32ZM38 234H39V232H38ZM42 234V233H41ZM53 234H54V232H53ZM85 234V233H84ZM88 235H89V233H87ZM90 234H91V232H90ZM166 234V233H165ZM215 234V235H214ZM4 235V234H3ZM7 235V234H6ZM9 235H12V234H9ZM16 235V234H15ZM22 236L21 237H23V236H25L24 234H21ZM30 235V234H29ZM35 235V234H34ZM59 235V234H58ZM58 235H57V237L56 238H59L58 237ZM60 235V236H61ZM83 234H81V236H82ZM96 235V234H95ZM98 235V234H97ZM121 235H123V234H121ZM206 235V234H205ZM204 235V236H205ZM17 236V235H16ZM15 236V237H16ZM28 236V235H27ZM33 236V235H32ZM42 236V238H43V234L41 235ZM51 236H52V234H51ZM56 236V235H55ZM85 236H86V234H85ZM93 236V235H92ZM98 236H100V235H98ZM109 236V235H108ZM166 236V235H165ZM0 237H2V235L0 236ZM3 237H5V236H3ZM7 237V236H6ZM9 237V236H8ZM11 237V236H10ZM14 237V238H15ZM35 237V236H34ZM38 237H40V236H38ZM37 237V238H38ZM78 237V236H77ZM112 237H115V235H113ZM157 237V236H156ZM13 238V237H12ZM12 238H9V239H11L12 240ZM13 238V239H14ZM20 238V237H19ZM18 238V239H19ZM24 238V237H23ZM31 238V237H30ZM41 238V239H42ZM50 238V237H49ZM48 238V239H49ZM99 238V237H98ZM97 238V239H98ZM101 238V237H100ZM103 238H105V237H103ZM109 238V237H108ZM121 238V237H120ZM184 238H186V237H184ZM202 238V237H201ZM205 238V239H206ZM217 238V237H216ZM35 239V238H34ZM38 239H40V238H38ZM45 239V238H44ZM46 239H47V236H46ZM51 239V238H50ZM61 238H60V240H62ZM91 239V238H90ZM102 239V238H101ZM204 239V240H205ZM7 240V239H6ZM11 240H8V241H11ZM15 240H17V238L15 239ZM15 240H14V243H17V242H19V241H17V242H15ZM20 240H21V238H20ZM23 240V239H22ZM21 240V241H22ZM25 240V239H24ZM56 240V239H55ZM54 240V241H55ZM124 240V239H123ZM199 240H201V239H199ZM204 240H202V241H204ZM215 240V239H214ZM213 240V241H214ZM8 241H7V243H8ZM26 241V240H25ZM37 241V240H36ZM47 241V240H46ZM88 241V240H87ZM94 241H96V239L94 240ZM122 241V240H121ZM125 241H126V239H125ZM125 241H123V242H125ZM205 241H207V240H205ZM204 241V242H205ZM209 241V240H208ZM1 242V241H0ZM44 242V241H43ZM49 242H50V240H49ZM59 242V241H58ZM91 242V241H90ZM97 242H99L98 240H97ZM105 242V241H104ZM155 242V244L153 245V243ZM179 242H180V239L179 238H176L175 240H173L171 243H172V245L173 246H176V245H178L179 244ZM199 242V241H198ZM215 242V241H214ZM13 243V242H12ZM22 243H23V241H22ZM33 243V242H32ZM32 243H30V245L32 244ZM50 243H53L52 241L50 242ZM49 243V244H50ZM69 243V244H70ZM89 243V242H88ZM103 243V242H102ZM127 243V242H126ZM171 243H170V245H171ZM197 243V242H196ZM207 243V242H206ZM211 243V242H210ZM6 244V243H5ZM27 244V243H26ZM45 244H47L48 245V243H45ZM67 243H64L63 242V245H62V248H61V250H63L64 249V251H66V245ZM98 244V243H97ZM107 244V243H106ZM105 244V245H106ZM123 244V243H122ZM125 244V243H124ZM183 244V243H182ZM192 244H195V243H193L192 242ZM200 244H201V242H200ZM200 244H199V246H200ZM208 244V243H207ZM206 244V247H208V245ZM214 244V243H213ZM213 244L211 245V246H213ZM13 245H16V244H13ZM25 245V244H24ZM40 245H41V243H40ZM39 245V246H40ZM43 245H44V243H43ZM46 245V246H47ZM105 245H103L102 246V248L105 246ZM152 245L153 246H156L157 248V250L155 251V253H151V247H152ZM165 245V244H164ZM169 245V248H171L172 246H170ZM190 245V244H189ZM188 245V246H189ZM203 245V244H202ZM27 246H28V244H27ZM32 246V245H31ZM45 246V247H46ZM58 246V245H57ZM68 246V245H67ZM107 246V245H106ZM125 246V245H124ZM127 246V245H126ZM191 246V245H190ZM195 246H196V244H195ZM210 246V245H209ZM216 246V245H215ZM5 247V246H4ZM20 247V246H19ZM48 247V246H47ZM46 247V248H47ZM50 247V246H49ZM48 247V248H49ZM53 247H54V245H53ZM69 248H70V245L68 246ZM111 247V248H112ZM116 247H120V245L119 246H116ZM115 247V248H116ZM168 247V246H167ZM192 247H193V245H192ZM191 247V248H192ZM197 247V249H200V247L198 248V245L196 246ZM2 248H3V246H2ZM12 248V247H11ZM22 248V247H21ZM38 247H36V249H37ZM39 248H42V247H39ZM51 249H54V248H52V247H50ZM57 248V247H56ZM96 248V247H95ZM94 248V249H95ZM99 248V247H98ZM130 248V247H129ZM129 248H127V249H129ZM166 248V247H165ZM4 249V248H3ZM17 249H19V248H17ZM24 249V248H23ZM22 249V250H23ZM50 249V250H51ZM58 249V248H57ZM57 249H55L54 251H57ZM113 249V248H112ZM126 249V250H127ZM132 249H131V251H132ZM175 249H177V248H175ZM189 249V248H188ZM193 249V248H192ZM197 249H193L194 251L195 250H197ZM15 250H16V248H15ZM20 250V249H19ZM38 250V249H37ZM40 250H42V249H40ZM39 250V251H40ZM67 250H68V248H67ZM96 250H98V249H96ZM118 250V249H117ZM170 250V249H169ZM171 250H172V248H171ZM215 250H217V249H215ZM8 251V250H7ZM10 251V250H9ZM21 251V250H20ZM35 251V250H34ZM46 251V250H45ZM52 251V250H51ZM112 251V250H111ZM176 251V250H175ZM209 250H207L206 251V253L208 252ZM211 251V250H210ZM210 251H209V253H210ZM5 252V251H4ZM88 252H90V253H88ZM124 252V251H123ZM170 252V251H169ZM169 252H167L166 251V254H168L169 255ZM174 252V251H173ZM199 252V251H198ZM197 252V255L199 254ZM201 252H202V250H201ZM21 253V252H20ZM37 253V252H36ZM115 253V252H114ZM171 253V252H170ZM204 253H205V251H204ZM203 253V254H204ZM205 253V254H206ZM208 253V254H209ZM212 253V252H211ZM23 254V253H22ZM49 254V253H48ZM55 254V253H54ZM54 254H53V256H54ZM66 254V253H65ZM65 254H63V255H65ZM128 254V253H127ZM165 254V255H166ZM177 254V253H176ZM202 254V253H201ZM50 255H52V253L50 252ZM49 255V256H50ZM62 255V256H63ZM67 255V254H66ZM138 255V254H137ZM136 255V256H137ZM200 255V254H199ZM1 256H3V255H1ZM26 256V255H25ZM29 256V255H28ZM35 256H38V258L40 259V258H42V260L44 259V260H46V261H48V255H46L45 253H43V252H38V255L36 254ZM133 256H135V255H133ZM172 256V255H171ZM214 256H215V253H214ZM33 256H31L30 258H32ZM57 257V256H56ZM68 257V256H67ZM126 257H128V256H126ZM176 257V256H175ZM174 257V258H175ZM203 257V256H202ZM205 257H210V256H205ZM3 258V257H2ZM23 258H25V257H23ZM34 258V257H33ZM36 258V257H35ZM66 258V257H65ZM136 258V257H135ZM168 257H166V258H164V260H166ZM212 258H214V257H212ZM212 258H209V260L210 259H212ZM37 259V258H36ZM35 259V260H36ZM38 259V260H39ZM52 259V258H51ZM56 259H58V257L56 258ZM61 259V258H60ZM64 259V258H63ZM62 259V260H63ZM67 259H69V258H67ZM130 259H132V257L130 258ZM171 259V258H170ZM176 259V258H175ZM175 259H173V260H175ZM208 259V258H207ZM1 260V259H0ZM34 260V261H35ZM43 260V261H44ZM50 260V259H49ZM124 260V259H123ZM136 260V259H135ZM182 260V259H181ZM24 261H25V259H24ZM64 261V260H63ZM133 261V260H132ZM167 261H169V260H167ZM172 261V260H171ZM6 262H8V261H6ZM39 262V261H38ZM56 262H58V260L56 261ZM61 262V261H60ZM66 262H68V261H66ZM65 262V263H66ZM71 262V261H70ZM166 262V261H165ZM5 263V262H4ZM3 263V264H4ZM20 263V262H19ZM45 263V262H44ZM50 263V262H49ZM62 263V262H61ZM69 263V262H68ZM67 263V264H68ZM133 263V262H132ZM6 264V263H5ZM27 264V263H26ZM29 264H30V262H29ZM33 264V263H32ZM37 264V263H36ZM52 264V263H51ZM134 264H135V262H134ZM166 264H169V262L168 263H166ZM173 264H175V261H174V263ZM216 264V263H215Z\"/></svg>",
    "mask_w": 264,
    "mask_h": 264
}]
</instances>
